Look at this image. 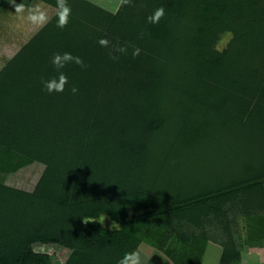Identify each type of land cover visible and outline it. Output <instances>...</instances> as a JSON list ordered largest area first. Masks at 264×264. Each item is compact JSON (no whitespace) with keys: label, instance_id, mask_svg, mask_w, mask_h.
<instances>
[{"label":"trees","instance_id":"16d2710c","mask_svg":"<svg viewBox=\"0 0 264 264\" xmlns=\"http://www.w3.org/2000/svg\"><path fill=\"white\" fill-rule=\"evenodd\" d=\"M67 4L74 25L59 45L73 39L87 66L85 86L68 98L78 116L56 109L66 96L47 92L40 64L27 76L0 72L1 90H15L0 116V264H118L145 240L163 251L175 237L186 242L175 222L206 214L226 230L219 264H240L230 241L238 218L264 241V0H131L115 14ZM161 7L163 19L149 23ZM81 21L92 30L81 31ZM221 32L231 37L216 50ZM106 35L140 55L110 59L98 44ZM55 53L60 47L46 58L49 74ZM229 122L236 132L221 139ZM19 155L45 166L32 192L3 182ZM101 214L120 229L101 226ZM35 244L70 253L63 263L39 260ZM168 256L200 264L189 249Z\"/></svg>","mask_w":264,"mask_h":264},{"label":"rangeland","instance_id":"374dc122","mask_svg":"<svg viewBox=\"0 0 264 264\" xmlns=\"http://www.w3.org/2000/svg\"><path fill=\"white\" fill-rule=\"evenodd\" d=\"M83 7L84 6H82V8ZM89 13H91V15H89L88 17L93 16V13L90 12V10L86 12V14ZM70 21L73 20L69 19V26L67 25L68 27L60 29L56 26V19H51L46 26H44L38 33H35L32 36L30 43H28V48H26V50L24 51L25 53H22L18 58V63L21 67L19 73H22L23 76H27L32 69L40 64L41 67L38 66L39 70L37 74L41 79H43V81L49 80L52 77L58 75V72L54 66L52 68V74L46 72V68L50 64V62L46 60V58L50 54H52V52H54L58 47H60V53L69 52L73 55V52L76 48L69 47L71 44H74L73 39L67 40L62 45H59L62 39L68 34L69 30L72 29L70 25L73 24ZM81 27V31L83 32H86V29L89 31L92 30L91 25H88L84 22L81 24ZM98 34L100 35V32H98ZM230 37L231 34L229 32L219 33L215 37L212 47L216 50H222L224 47H226V44ZM106 38L114 45L117 44V42L119 43V41L114 37L112 38L106 35ZM79 42H82V40ZM119 44L121 45V43ZM88 46L91 48L90 44ZM121 46L126 45L123 44ZM128 51H133V49L129 45ZM81 70L83 69L75 64H69L61 70L68 78V85L65 87V90L62 93H59V95H61L62 97L63 95L66 96L64 101L67 99V104H65V102L62 100V103H60L59 101L55 103V107L60 111L63 108L62 111L66 113V115H70V117L78 116V110L76 109V106H74L73 104H69L68 98L73 94L71 92L72 87H75L76 85L85 86V75H79ZM83 72L85 71L83 70ZM204 84L207 83L204 82ZM210 87L215 88L211 84ZM218 90L220 91V93L223 92L229 96H232V94H229L228 92H225L221 89ZM14 92L15 90L13 89L2 90L0 95V104L7 106L12 105L10 99L11 96H13ZM249 105L259 107V105H257L255 102H250ZM4 110L5 109H0V113H3ZM79 121V119H76L73 125L76 124L77 126L79 124ZM229 125L231 131L228 132V130H222L220 133L221 139L231 138L233 137L232 135L235 134L236 131L232 132V124L230 122ZM55 127H57V125ZM224 133L226 134V136L224 135ZM246 138L250 139V133L245 135L242 139ZM232 151V148L229 150L228 148H226L223 151V154H232ZM44 169L45 166L43 164L37 163L27 157L19 155L15 159L9 172L4 176L3 182L9 187L32 192L39 182ZM148 210L150 211L151 209L148 208L146 210L132 211L129 215V219L133 217H140L141 215L148 213L146 212ZM168 219L175 222V217L171 216ZM95 220H97L101 226L110 230L120 229L121 226L106 214H101L99 217L95 218ZM262 220L264 222V213H262ZM175 223L178 230L181 231L183 235H186V242H182L180 241L181 238L177 237L176 239V237L174 236L175 240L170 241V244H168L167 246V251H163L156 246L148 243V240H145L140 244L136 251H138L146 259H149L148 264H173L169 260L168 251H187L188 249L191 251V256L194 259L199 257L200 264H219V258L221 256L220 254L224 249V239L222 236L224 235V232L226 230L222 227V225L214 220V218H212V214H206V216L201 215L195 221H186L180 219ZM236 229L237 231L233 234V237H231L230 241L235 244V248L240 247V264H264V241L263 243H261V241L256 240L257 238L255 237L257 234L255 232H250V230L247 228L246 219L244 217L241 216L237 219ZM144 235L145 237H147L149 233L145 232ZM152 236H154V234H152ZM176 240L178 242H176ZM184 245L186 246L184 247ZM33 252L35 257L39 260L47 261L48 259H56L57 261L63 263L69 256L70 250L57 244H35L33 245ZM198 252L200 253L199 256Z\"/></svg>","mask_w":264,"mask_h":264},{"label":"clouds","instance_id":"9594fccd","mask_svg":"<svg viewBox=\"0 0 264 264\" xmlns=\"http://www.w3.org/2000/svg\"><path fill=\"white\" fill-rule=\"evenodd\" d=\"M131 0H121L122 4H128ZM12 4L15 7V13L20 14L22 19H26L30 24L37 28H43L49 22L51 17L49 16L48 11L45 7L36 4L34 6L28 7L24 3L15 5V0H12ZM27 13L26 17L24 14ZM164 9L158 8L154 13L147 18V21L151 24H157L164 17ZM71 16V8L67 4V0H56L55 4V19L56 26L60 29L65 28L68 25L69 17ZM98 44L101 47L110 48L109 53L110 59L118 60L119 55L116 54H127L128 46H121L118 42L113 45L108 39H100ZM141 49L136 47L133 49L131 55L133 58H136L140 55ZM116 53V54H114ZM52 64L58 72V75L52 77L49 80L42 81L44 88L49 94L52 93H62L65 90V87L68 85L67 76L61 71L69 64H75L81 68L87 67L83 59L78 56H73L69 52L64 53H55L52 57ZM78 89L76 87L71 88V92L76 94ZM148 260L143 257L138 251L126 252L123 257L118 261V264H148Z\"/></svg>","mask_w":264,"mask_h":264},{"label":"crops","instance_id":"0c3cea01","mask_svg":"<svg viewBox=\"0 0 264 264\" xmlns=\"http://www.w3.org/2000/svg\"><path fill=\"white\" fill-rule=\"evenodd\" d=\"M82 1L111 14H115L121 5V0ZM20 3H24L28 7L40 4L45 7L46 11H48L51 19H55V5L43 0H15V5H19ZM26 15L27 13L24 14L25 17ZM69 19L74 21V18L71 16ZM73 21L70 22L74 25ZM82 23V21L78 23L80 27ZM41 29L42 28L33 26L26 19H22L20 14L15 13V7L12 4V0H6L4 5L0 8V72L5 67H10L15 71L20 72L21 67L18 63V58L22 53H25L24 51L28 48L27 46L28 43H30L32 36L35 33H38ZM1 88L3 87L0 86V95L3 90H1ZM0 109H5L3 113L9 112L7 111L9 109V106L7 105L0 104Z\"/></svg>","mask_w":264,"mask_h":264}]
</instances>
